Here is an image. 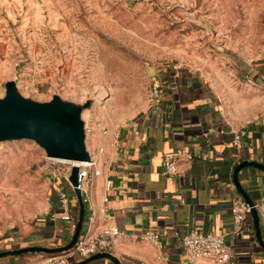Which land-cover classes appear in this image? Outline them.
I'll return each instance as SVG.
<instances>
[{
	"label": "rangeland",
	"instance_id": "1",
	"mask_svg": "<svg viewBox=\"0 0 264 264\" xmlns=\"http://www.w3.org/2000/svg\"><path fill=\"white\" fill-rule=\"evenodd\" d=\"M262 60L264 0H0V97L15 80L26 98L88 102L96 153L104 128L116 134L150 104L163 64L248 96ZM67 168L32 140L0 142V252L50 216Z\"/></svg>",
	"mask_w": 264,
	"mask_h": 264
},
{
	"label": "crops",
	"instance_id": "2",
	"mask_svg": "<svg viewBox=\"0 0 264 264\" xmlns=\"http://www.w3.org/2000/svg\"><path fill=\"white\" fill-rule=\"evenodd\" d=\"M172 66L163 64L155 72L154 82L162 87L158 103L149 102L116 134L102 130L98 153L93 152L95 169L101 174H92L82 189V234L97 236L114 223L122 236L109 253L122 264H187L182 236L192 230L213 232L225 234L234 264H264L251 214L240 231L232 222V200L241 197L234 184L236 167L245 161L264 165V60L250 68L248 96L235 87L219 89L195 72ZM241 128L246 135L236 148L234 132ZM177 151L185 153L179 173L167 177L163 160ZM239 182L257 204L264 195V171L246 167L239 172ZM66 188L78 221L79 200L65 177L57 199ZM56 211L57 203L51 207L52 213ZM77 221L38 220L20 246H65ZM261 230L264 239L263 220ZM151 231L159 234L155 243L142 239ZM44 254L3 258L0 264H46L50 257ZM83 260L75 255L70 262ZM87 264L115 263L102 258ZM193 264L216 263L206 259Z\"/></svg>",
	"mask_w": 264,
	"mask_h": 264
},
{
	"label": "water",
	"instance_id": "3",
	"mask_svg": "<svg viewBox=\"0 0 264 264\" xmlns=\"http://www.w3.org/2000/svg\"><path fill=\"white\" fill-rule=\"evenodd\" d=\"M15 80L5 83V95L0 97V142L9 139H29L34 141L45 152L47 158L75 163L71 168L70 181L80 204L78 221L70 242L59 248L29 246L16 250L0 252V259L23 256L27 254H60L71 251L84 228L85 205L82 186L79 180L80 163H92L93 152L87 145V124L83 112L89 103L80 104L54 95L50 100L40 102L23 97ZM246 167H255L264 171V165L245 161L239 164L234 172V184L241 197L250 206L256 237L264 249L260 216L256 203L249 197L239 182V172ZM109 259L115 264H122L109 252L98 253L75 264H87L97 259Z\"/></svg>",
	"mask_w": 264,
	"mask_h": 264
},
{
	"label": "built area",
	"instance_id": "4",
	"mask_svg": "<svg viewBox=\"0 0 264 264\" xmlns=\"http://www.w3.org/2000/svg\"><path fill=\"white\" fill-rule=\"evenodd\" d=\"M174 70H178L179 66L173 65ZM150 102L152 104L158 103L162 97V87L160 84L154 82L150 88ZM106 134V130H103ZM246 135V129L241 128L234 132L233 145L236 148L241 147L243 137ZM119 135H116L118 138ZM185 157V153L177 151L169 153L163 160V173L167 177L175 176L179 173V162ZM190 157V156H189ZM51 162H63L68 165L65 179L68 181V187L74 190V187L70 181L71 168L75 163L70 161H64L59 159L48 158ZM97 163H80L78 164L79 180L83 189V185L89 180L91 175L98 176L101 174L99 170H96ZM58 211L50 214V219L54 222L62 221L64 223H72L74 221V215L71 211V194L66 188L63 189L57 199ZM260 218L264 221V195L261 200L255 205ZM250 206L242 198H234L232 200V222L235 230L240 231L243 228L245 221L250 215ZM93 221V218L90 219ZM122 236V232L114 224L110 223L106 226L100 234L97 236H90L88 234H81L78 238L74 248L63 255H55L50 257L46 264H69L70 260L78 255L82 259L90 258L91 256L109 252L111 250L113 242ZM142 239L149 242H157L159 234L156 232H147L142 235ZM182 245L186 252L187 264H193L198 260H212L216 264H234V255L230 247V244L225 234H217L213 232H204L198 230H192L185 233L182 236Z\"/></svg>",
	"mask_w": 264,
	"mask_h": 264
},
{
	"label": "trees",
	"instance_id": "5",
	"mask_svg": "<svg viewBox=\"0 0 264 264\" xmlns=\"http://www.w3.org/2000/svg\"><path fill=\"white\" fill-rule=\"evenodd\" d=\"M261 218H260V223H261ZM75 221H77V217H75ZM3 243H4V241H3ZM20 247V246H19ZM51 255H54V254H51ZM69 264H75V262L74 261H71Z\"/></svg>",
	"mask_w": 264,
	"mask_h": 264
},
{
	"label": "bare ground",
	"instance_id": "6",
	"mask_svg": "<svg viewBox=\"0 0 264 264\" xmlns=\"http://www.w3.org/2000/svg\"><path fill=\"white\" fill-rule=\"evenodd\" d=\"M91 152H93V151H91ZM93 162L96 163V162L94 161V156H93Z\"/></svg>",
	"mask_w": 264,
	"mask_h": 264
}]
</instances>
